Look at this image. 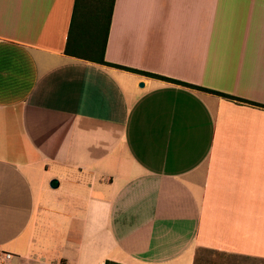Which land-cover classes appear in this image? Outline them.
<instances>
[{"label": "crops", "instance_id": "obj_1", "mask_svg": "<svg viewBox=\"0 0 264 264\" xmlns=\"http://www.w3.org/2000/svg\"><path fill=\"white\" fill-rule=\"evenodd\" d=\"M73 4L0 0L2 264L264 263V0H113L104 45L249 103L65 56Z\"/></svg>", "mask_w": 264, "mask_h": 264}, {"label": "trees", "instance_id": "obj_2", "mask_svg": "<svg viewBox=\"0 0 264 264\" xmlns=\"http://www.w3.org/2000/svg\"><path fill=\"white\" fill-rule=\"evenodd\" d=\"M113 0H74L70 24L63 48L68 57L111 66L131 73L141 74L164 82H169L191 89L200 90L238 102L249 103L216 91L188 85L162 76L140 72L130 68L111 65L103 60L104 45L112 12ZM251 104V103H250ZM104 264H112L105 261Z\"/></svg>", "mask_w": 264, "mask_h": 264}, {"label": "rangeland", "instance_id": "obj_3", "mask_svg": "<svg viewBox=\"0 0 264 264\" xmlns=\"http://www.w3.org/2000/svg\"><path fill=\"white\" fill-rule=\"evenodd\" d=\"M195 264H264L255 260H244L233 255L200 250L197 252Z\"/></svg>", "mask_w": 264, "mask_h": 264}, {"label": "built area", "instance_id": "obj_4", "mask_svg": "<svg viewBox=\"0 0 264 264\" xmlns=\"http://www.w3.org/2000/svg\"><path fill=\"white\" fill-rule=\"evenodd\" d=\"M10 258V254L6 253L2 250H0V264L6 262L7 260H9Z\"/></svg>", "mask_w": 264, "mask_h": 264}, {"label": "water", "instance_id": "obj_5", "mask_svg": "<svg viewBox=\"0 0 264 264\" xmlns=\"http://www.w3.org/2000/svg\"><path fill=\"white\" fill-rule=\"evenodd\" d=\"M139 86H141V84H139ZM58 183L56 180L52 179L48 182V186L51 189H55L57 187Z\"/></svg>", "mask_w": 264, "mask_h": 264}]
</instances>
